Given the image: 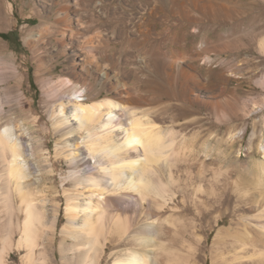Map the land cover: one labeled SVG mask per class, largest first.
Masks as SVG:
<instances>
[{"label": "rangeland", "instance_id": "rangeland-1", "mask_svg": "<svg viewBox=\"0 0 264 264\" xmlns=\"http://www.w3.org/2000/svg\"><path fill=\"white\" fill-rule=\"evenodd\" d=\"M56 1L0 0V105L6 108L0 123L10 121L15 135L25 130L32 133L27 141L40 143L37 157L29 156L35 178L46 177L37 180L47 188L45 226L30 264H84L81 253L88 244L64 230L70 222L63 189L73 185L67 181L64 187L62 179L73 168L57 156L62 137L54 130L46 93V81L65 76L73 54L60 42ZM78 1L80 36L95 54L113 53L115 70L135 96L144 97L134 105L172 133L179 151L172 175L168 167L161 169L169 186L158 214L172 254L160 263L225 264L243 251L241 244L247 250L264 247V0ZM179 64L196 79L185 81ZM106 96L115 98L104 88L100 97ZM50 169L54 176L44 173ZM18 198L12 196L10 208L0 205V264H29V249L19 242L25 214ZM146 207L148 202L141 209L130 204L111 213L126 215L133 232L152 221ZM5 236L11 246L3 252ZM129 237L119 246L108 242L100 264H112L114 251L131 245Z\"/></svg>", "mask_w": 264, "mask_h": 264}, {"label": "bare ground", "instance_id": "bare-ground-1", "mask_svg": "<svg viewBox=\"0 0 264 264\" xmlns=\"http://www.w3.org/2000/svg\"><path fill=\"white\" fill-rule=\"evenodd\" d=\"M78 2H54L57 5L56 22L62 35L60 42L71 46L73 54L68 73L55 81H46L49 85L46 93L52 100L54 130L62 137L57 143V156L66 158L73 168L62 179L64 187L67 181L73 185L63 189L70 222L64 230L88 244L86 250L80 251L84 264H100L108 242H116L119 246L128 233L131 238L127 241L131 245L115 250L112 264H159L165 254H172V250L166 248L167 239L163 237L165 221L158 214L167 205L165 193L169 186L161 179V169L168 167L171 176L173 160L179 151H175L172 133L165 134L149 110L134 105L142 96H135L132 86H128L115 70L117 64L113 53L104 50L95 54L91 51L94 46L80 36L79 29L84 20L78 12ZM32 31L28 32L26 42H29ZM176 61L172 55L170 64L175 66ZM12 68L17 70L14 62ZM177 69L185 81L196 79L195 73L182 65L179 64ZM104 88L113 92L115 98H101ZM3 112L6 108L1 104L0 120ZM9 123H0V205L10 208L12 196L19 197V208L25 214L19 242L29 249L26 260L30 264L43 229L40 227L45 224L47 188L40 187L41 181L37 180L44 181L46 177L43 174L41 178H35L30 163L33 157L29 152L37 157L39 140L27 141V134L32 133L25 130L15 135ZM53 170L44 173L54 176ZM147 202L149 208L146 207L144 213L152 221L133 232L126 215L111 213L115 208L130 204L141 209ZM80 215L83 219L77 222ZM224 231L223 228L218 230L215 243ZM10 240L8 236L4 237L3 252L10 248ZM240 246L243 251L232 253L225 264H264V247L255 248L253 245L247 250L243 244ZM166 264H171V260Z\"/></svg>", "mask_w": 264, "mask_h": 264}, {"label": "trees", "instance_id": "trees-1", "mask_svg": "<svg viewBox=\"0 0 264 264\" xmlns=\"http://www.w3.org/2000/svg\"><path fill=\"white\" fill-rule=\"evenodd\" d=\"M7 35H9V33L5 34L4 36H7Z\"/></svg>", "mask_w": 264, "mask_h": 264}]
</instances>
